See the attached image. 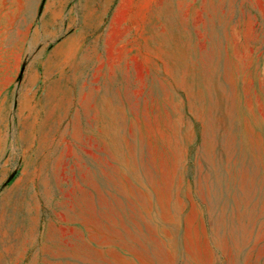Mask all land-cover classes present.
<instances>
[{
    "label": "rangeland",
    "instance_id": "374dc122",
    "mask_svg": "<svg viewBox=\"0 0 264 264\" xmlns=\"http://www.w3.org/2000/svg\"><path fill=\"white\" fill-rule=\"evenodd\" d=\"M0 264H264V0H0Z\"/></svg>",
    "mask_w": 264,
    "mask_h": 264
}]
</instances>
